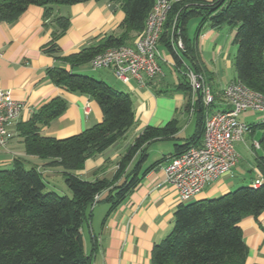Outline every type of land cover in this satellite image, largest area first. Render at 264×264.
<instances>
[{
  "label": "trees",
  "instance_id": "1",
  "mask_svg": "<svg viewBox=\"0 0 264 264\" xmlns=\"http://www.w3.org/2000/svg\"><path fill=\"white\" fill-rule=\"evenodd\" d=\"M85 1L90 0H0V22H14L31 5L43 7V18L48 19L54 6ZM108 1L118 3L124 13L118 26L120 33L103 36L74 53L58 54L57 40L67 30L69 19L62 15L53 18L55 31L44 51L70 69L52 66L47 69L48 77L70 92L93 99L100 108L101 120L66 138L42 135L41 128L66 109V102L56 97L20 125L25 153L45 159L47 167L59 168L69 193L60 195L47 190L45 175L36 166H24L18 159L11 168L0 170V264H91V258L83 252L81 228L95 195H100L96 203H108L109 210L122 202L139 180L134 173L126 174L136 149L162 132L145 128L121 157L110 179L85 180L76 174L88 158L114 145L134 123L129 93L102 79L71 70L89 64L95 55L108 48L126 44L130 33L141 34L154 4V0ZM171 13L183 43L179 52L169 41ZM192 17L199 19L198 28L208 23L212 27L229 25L235 29L234 81L264 94V0H181L173 4L160 43L170 53L176 69H183L184 62L201 72L196 47L186 32ZM180 86L189 89L183 76ZM195 108L198 110L195 134L184 144H176V152L171 156L199 143L204 107L198 102ZM249 125L250 131H261L257 142L262 153L255 155L260 177L257 183L236 187L216 197L181 202L174 210L171 230L152 245L149 264H247V247L239 223L246 216L257 218L264 211V121L258 118ZM143 158L141 150L136 162Z\"/></svg>",
  "mask_w": 264,
  "mask_h": 264
},
{
  "label": "crops",
  "instance_id": "2",
  "mask_svg": "<svg viewBox=\"0 0 264 264\" xmlns=\"http://www.w3.org/2000/svg\"><path fill=\"white\" fill-rule=\"evenodd\" d=\"M43 11V7L31 5L14 22H0V88L9 90L12 97L23 104L19 118L8 126L12 138L4 148H0V170L11 168L14 160L18 159L24 166H36L49 178L61 174L60 169L47 167L45 159L25 153L20 125L56 97L66 102V109L48 126L41 128L42 135L66 138L101 120L100 108L93 99L86 94L70 92L54 84L48 77L47 69L52 66L62 65L70 69L69 65L62 64L44 51V46L55 31L53 18L62 15L69 19L67 30L57 40L58 54L66 55L92 45L108 34H119L118 26L124 13L118 3L108 0L57 5L48 19L43 18ZM195 21L197 26L194 36L188 33L187 36L196 47L200 71L214 94L211 110L229 108L220 98V91L235 78L236 47L232 43L235 29L229 25L212 27L208 23L198 28L199 19ZM225 26L230 28L226 33V41L222 42ZM139 35L130 33L126 44L132 45ZM206 49L213 52L215 64L212 67L203 60ZM159 50L162 57L159 61L161 73L152 78L143 76V83L136 79L128 83L117 80L115 83L107 78L106 73L113 75L110 69L98 75L99 79L111 86L129 93L134 123L114 145L88 158L83 168L76 171L79 177L85 180L95 177L110 179L121 157L145 128L152 127L162 132L136 149L126 174L134 173L139 180L122 202L112 210H109L106 202L95 203L89 208L81 234L83 252L91 258V264H149L152 245L171 230L174 210L181 203L175 188L166 182L163 167L176 152L175 145L184 144L195 134L198 110L190 109V90L180 86L182 75L173 65L172 57L162 43H159ZM226 50L228 56L225 58ZM222 58L223 68L219 64ZM85 65L89 66L84 64L71 70L82 73L81 69ZM255 114L258 115L248 111L242 113L239 119L251 124ZM258 118L259 115L255 121ZM193 121L194 127L190 132ZM172 129L174 131L170 132ZM256 130L245 135L243 142H236L235 148L240 145L247 147V138L253 139ZM141 150H144V158L137 163ZM252 153L248 171L243 172L237 163L229 173L206 183L190 200L216 197L236 187L257 183L260 177L255 166L256 152L252 150ZM135 162L136 170L133 171ZM239 225L247 247V264H264V211L257 218H242Z\"/></svg>",
  "mask_w": 264,
  "mask_h": 264
},
{
  "label": "built area",
  "instance_id": "3",
  "mask_svg": "<svg viewBox=\"0 0 264 264\" xmlns=\"http://www.w3.org/2000/svg\"><path fill=\"white\" fill-rule=\"evenodd\" d=\"M179 1L154 0L144 29L134 43L100 52L91 59L89 66L96 70L110 69L113 76L122 83H128L131 79L143 83V76L152 78L161 73L159 43L163 27L173 4ZM178 33L173 22L169 41L177 52L183 49ZM183 66L178 71L189 85V107L194 110L198 102H201L204 118L199 143L190 145L178 155L170 156L163 167L166 182L175 188L180 202L189 201L206 183L229 173L239 162L235 143L243 142L245 135L250 132V125L239 119L242 113H258L264 121V94L233 80L220 91V98L229 108L212 111L214 94L203 74L184 62ZM22 107L23 104L15 100L9 90L0 88V148H4L12 138L8 126L19 118ZM252 147L258 149V142L254 141ZM99 197L95 195L92 206Z\"/></svg>",
  "mask_w": 264,
  "mask_h": 264
},
{
  "label": "rangeland",
  "instance_id": "4",
  "mask_svg": "<svg viewBox=\"0 0 264 264\" xmlns=\"http://www.w3.org/2000/svg\"><path fill=\"white\" fill-rule=\"evenodd\" d=\"M171 16H172V18L170 19V22L173 23L174 22L173 13H171ZM195 19H197V18H195V17L190 18L189 21L187 22V25H186V27H187L186 32L190 36H194V33L196 32L197 23H195L196 22ZM225 27L226 28H224L225 32H224V36H223L222 42L226 41V33H227V31H229V28H230L229 26H225ZM212 53H213L212 50L206 49L205 53H204V57H203V60H204L205 64H207L210 67L214 66V64H215V60H214L215 58H213ZM224 56H225V58L228 56V50H226V53L224 51ZM231 57H232V55H231ZM263 59H264V51H263ZM219 62H220L219 63L220 67L223 68L224 67L223 58ZM81 71L85 75L91 76V77H93L95 79H99L98 75L101 74V73H105L106 69H98V70H96V69H92L88 65H85V66L82 67ZM106 75H108L107 78H109L110 80L115 81V83L117 82V79L113 75H110V74H107V73H106ZM134 103H135V99H134ZM257 117H258V115L255 114L254 117H253V120H252L253 123L257 122V121H255L257 119ZM193 127H194V121L190 125V128H189L190 132L193 130ZM260 138H261V131L260 130H256V133H255V136H254L253 139H251V137L247 138V147H244V146L240 145V146H238L236 148V151L238 152V154L240 156L239 162H238V167L243 172L244 171H248V169L250 168V165L248 164V162H250V160L252 161V159H253L252 150L255 151L256 154H261L262 153L261 149H259V148L258 149H253L252 148V143L254 141H259ZM44 182L46 184V189L47 190H54L55 192H57L60 195H64L66 192L69 193L67 187L64 184V179L61 176V174H58V175L54 174L53 176H50L49 178L44 176Z\"/></svg>",
  "mask_w": 264,
  "mask_h": 264
}]
</instances>
